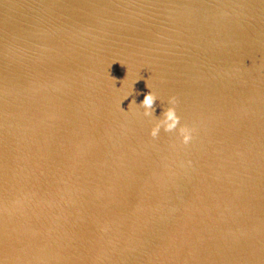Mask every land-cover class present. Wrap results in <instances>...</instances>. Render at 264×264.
I'll list each match as a JSON object with an SVG mask.
<instances>
[{
	"label": "water",
	"instance_id": "1",
	"mask_svg": "<svg viewBox=\"0 0 264 264\" xmlns=\"http://www.w3.org/2000/svg\"><path fill=\"white\" fill-rule=\"evenodd\" d=\"M0 264H264V0H0Z\"/></svg>",
	"mask_w": 264,
	"mask_h": 264
},
{
	"label": "clouds",
	"instance_id": "2",
	"mask_svg": "<svg viewBox=\"0 0 264 264\" xmlns=\"http://www.w3.org/2000/svg\"><path fill=\"white\" fill-rule=\"evenodd\" d=\"M148 87V86H147ZM149 88V87H148ZM158 99V96L153 93L150 89L144 94L143 100L140 101L139 105L143 109V115L146 117H155L153 115V104ZM136 104L134 100L130 104ZM176 98L169 97L164 106L163 111L159 117H155L153 126L151 128V135L156 136L161 129L165 131L176 130L183 143H188L192 138V129L187 125L180 124V116L176 109Z\"/></svg>",
	"mask_w": 264,
	"mask_h": 264
}]
</instances>
